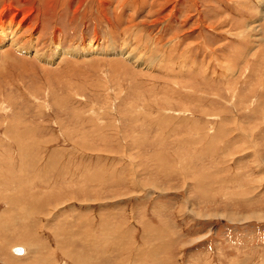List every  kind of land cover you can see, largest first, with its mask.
<instances>
[{"label": "rangeland", "instance_id": "1", "mask_svg": "<svg viewBox=\"0 0 264 264\" xmlns=\"http://www.w3.org/2000/svg\"><path fill=\"white\" fill-rule=\"evenodd\" d=\"M9 7L0 264H264V0Z\"/></svg>", "mask_w": 264, "mask_h": 264}, {"label": "bare ground", "instance_id": "2", "mask_svg": "<svg viewBox=\"0 0 264 264\" xmlns=\"http://www.w3.org/2000/svg\"><path fill=\"white\" fill-rule=\"evenodd\" d=\"M12 9L11 7H9L6 10H2L1 14H0V21L3 20L2 18L5 17L4 15H6V13L8 12V10ZM6 30L7 28H5V26H0V44L4 43L5 41H7V35L6 34ZM9 42V41H8ZM7 43V42H6ZM14 43V42H13ZM17 51L19 50L18 46H16ZM59 50V48L57 49ZM16 255H23L24 253H26V251L23 248H15L12 250ZM25 255V254H24Z\"/></svg>", "mask_w": 264, "mask_h": 264}, {"label": "crops", "instance_id": "3", "mask_svg": "<svg viewBox=\"0 0 264 264\" xmlns=\"http://www.w3.org/2000/svg\"><path fill=\"white\" fill-rule=\"evenodd\" d=\"M25 254V253H24Z\"/></svg>", "mask_w": 264, "mask_h": 264}]
</instances>
